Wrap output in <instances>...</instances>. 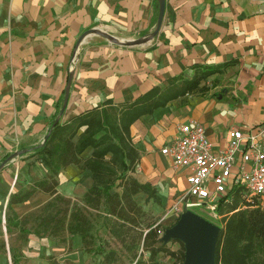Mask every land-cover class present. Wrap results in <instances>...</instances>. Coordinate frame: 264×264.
<instances>
[{
	"label": "crops",
	"instance_id": "obj_1",
	"mask_svg": "<svg viewBox=\"0 0 264 264\" xmlns=\"http://www.w3.org/2000/svg\"><path fill=\"white\" fill-rule=\"evenodd\" d=\"M157 5V0H0V240L10 255L9 239L2 235L7 218L51 198L35 189L26 200L9 204L10 195L49 174L34 150L54 121L68 122L106 102L127 105L153 87L164 90L171 79L211 71L195 89L130 125L139 152L132 175L164 199L186 186L188 170L174 168L160 152L179 124H202L217 151L227 145L231 128L254 130L264 123V0H165L154 36L140 44L119 43L151 32ZM90 28L99 33L78 41ZM91 151L86 147L81 157ZM54 177L57 192L71 199L91 184L89 172L74 164ZM4 260L0 253V264Z\"/></svg>",
	"mask_w": 264,
	"mask_h": 264
},
{
	"label": "trees",
	"instance_id": "obj_2",
	"mask_svg": "<svg viewBox=\"0 0 264 264\" xmlns=\"http://www.w3.org/2000/svg\"><path fill=\"white\" fill-rule=\"evenodd\" d=\"M210 72L207 69L196 70L190 80L175 82V79H171L164 90L153 87L127 105L106 102L101 107L77 114L68 122H56L43 143L34 150L37 159L48 167L49 174L34 181L27 190L9 197L11 204L26 200L35 189L51 195L43 205L44 213L36 215V225L30 232L55 238L64 231L71 235L77 234L83 249L91 251L89 215L93 211H101L111 217L109 233L126 251L131 252L132 260L136 257L134 249L140 245L148 252L150 260L162 252L173 258L171 264H181L184 252L182 243L177 250L166 247L160 239L165 227L147 217L146 211L135 200V195L142 193L145 201L161 202L155 187L149 182H140L132 175L139 152L130 135V125L142 114L164 105L177 94L195 89L198 81ZM80 128H83L82 131L73 140ZM88 146L92 148L91 154L82 158L81 152ZM69 164L87 170L91 177V184L82 195L81 204L72 202L56 190L55 173ZM228 196L230 201H224L222 197L215 207V213L222 220V224L218 225L215 264H264V210L259 207H241L244 202L248 205L249 201L240 197L238 187L232 189ZM57 201L63 207L55 208ZM52 207L53 210L45 212ZM10 221L16 227L24 219L14 223L10 217L7 218V232L11 231ZM19 229L27 231L24 227ZM115 261L116 252L113 249L104 252V264ZM12 264H15L14 261Z\"/></svg>",
	"mask_w": 264,
	"mask_h": 264
},
{
	"label": "built area",
	"instance_id": "obj_3",
	"mask_svg": "<svg viewBox=\"0 0 264 264\" xmlns=\"http://www.w3.org/2000/svg\"><path fill=\"white\" fill-rule=\"evenodd\" d=\"M228 136L227 145L214 151L203 125L191 120L179 124L162 146L174 168L188 170L175 208L205 206L215 212L218 201H230L228 193L238 187L249 201L241 207L264 210V123L254 130L231 128Z\"/></svg>",
	"mask_w": 264,
	"mask_h": 264
},
{
	"label": "rangeland",
	"instance_id": "obj_4",
	"mask_svg": "<svg viewBox=\"0 0 264 264\" xmlns=\"http://www.w3.org/2000/svg\"><path fill=\"white\" fill-rule=\"evenodd\" d=\"M83 193L80 197L76 196L74 199L70 198V200L81 204ZM179 194L180 192L175 197H170L171 199L161 198L160 204L150 200L145 201L144 194L136 195L135 200L140 203L146 211L147 217L167 228L176 222L183 211L184 205L178 209L174 206ZM43 205L44 203L21 217L11 215L10 218L14 223L21 219H24V222L15 227L10 221L9 225L12 226L11 231L7 232L6 230H2L3 239H9L10 243L11 255L7 251V246L5 247L1 244L3 240H0V253L4 255V261H7V264H12V261H14L15 264H104L103 254L110 249L116 252V261L111 264H134L137 259H139L137 264H171L173 261V258H170L166 253L162 252H159L153 260H150L148 252L143 250L140 245L134 249L136 251V257L132 260L130 257L131 252L126 251L122 244L109 233L111 217L105 215L101 211H93L89 215L91 225L90 232L92 233L91 251H85L83 249L81 239L77 234L71 235L64 231L57 238L46 235H35L30 231H32L36 225V215L44 213V211H42ZM55 205V208L63 207L58 201ZM54 207L45 210V212L53 210ZM189 210L212 223L217 225L222 224L221 216L205 206H192ZM21 227H24L27 231H20L19 228ZM29 235L37 238L46 237V239L43 242L40 239L39 241L41 242L39 243L35 241L31 242L30 240L33 238H29L31 237ZM164 244L171 250L180 249L181 246L179 240L175 241L173 239L166 241ZM2 264H4V262Z\"/></svg>",
	"mask_w": 264,
	"mask_h": 264
},
{
	"label": "water",
	"instance_id": "obj_5",
	"mask_svg": "<svg viewBox=\"0 0 264 264\" xmlns=\"http://www.w3.org/2000/svg\"><path fill=\"white\" fill-rule=\"evenodd\" d=\"M157 17L155 27L147 35L129 40V41H119V43L133 45L146 42L149 38L154 36L162 22L165 0H157ZM98 32L96 28H90L84 31L78 38L80 41L87 33ZM110 40L117 42L118 40L110 35H106ZM68 84L64 91V99L59 110V114L64 110L67 98H68ZM56 121L53 122L52 126ZM49 133V131H48ZM47 133V135H48ZM18 153L14 154L17 155ZM2 166V165H0ZM219 231V226L211 221H208L204 217L198 215L197 213L189 210L185 206L183 211L176 220V222L163 230L160 239L163 243L168 240L176 239L183 244V261L181 264H215V245L217 240V235Z\"/></svg>",
	"mask_w": 264,
	"mask_h": 264
}]
</instances>
